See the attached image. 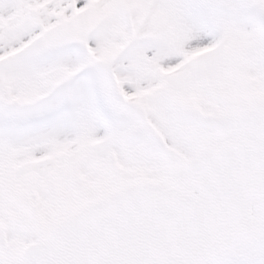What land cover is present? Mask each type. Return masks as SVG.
<instances>
[{
	"label": "snow or ice",
	"instance_id": "obj_1",
	"mask_svg": "<svg viewBox=\"0 0 264 264\" xmlns=\"http://www.w3.org/2000/svg\"><path fill=\"white\" fill-rule=\"evenodd\" d=\"M0 264H264V0H0Z\"/></svg>",
	"mask_w": 264,
	"mask_h": 264
}]
</instances>
